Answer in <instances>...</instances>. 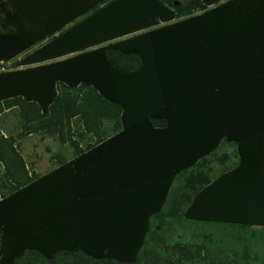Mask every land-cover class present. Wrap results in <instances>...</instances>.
I'll return each mask as SVG.
<instances>
[{
    "label": "trees",
    "instance_id": "obj_1",
    "mask_svg": "<svg viewBox=\"0 0 264 264\" xmlns=\"http://www.w3.org/2000/svg\"><path fill=\"white\" fill-rule=\"evenodd\" d=\"M8 112L0 264H264V0H0Z\"/></svg>",
    "mask_w": 264,
    "mask_h": 264
},
{
    "label": "rangeland",
    "instance_id": "obj_2",
    "mask_svg": "<svg viewBox=\"0 0 264 264\" xmlns=\"http://www.w3.org/2000/svg\"><path fill=\"white\" fill-rule=\"evenodd\" d=\"M0 123L2 131L5 134L15 135L18 132L17 119L13 112L4 113L0 117ZM18 148L33 171L39 174L47 172L56 165L55 155L58 152H60L59 154H63V156H71V148L68 145H61L55 138L44 134L24 138L22 141H19ZM192 228L194 227L185 231L186 233L184 235L186 238L182 241L188 240L190 233L193 232ZM193 264H199V262L195 261Z\"/></svg>",
    "mask_w": 264,
    "mask_h": 264
},
{
    "label": "crops",
    "instance_id": "obj_3",
    "mask_svg": "<svg viewBox=\"0 0 264 264\" xmlns=\"http://www.w3.org/2000/svg\"><path fill=\"white\" fill-rule=\"evenodd\" d=\"M87 1H89L90 2V0H87ZM34 49V48H33ZM32 50V49H31ZM26 53H30V51H28V52H26ZM25 53V54H26ZM21 56H19V58H20ZM33 136V135H32ZM30 137V136H29ZM223 151H227L228 153H231L232 151H231V147H229V146H227ZM259 178H261V176H259ZM260 243V242H259ZM257 246H258V244H257ZM257 249V247L255 248V250Z\"/></svg>",
    "mask_w": 264,
    "mask_h": 264
},
{
    "label": "water",
    "instance_id": "obj_4",
    "mask_svg": "<svg viewBox=\"0 0 264 264\" xmlns=\"http://www.w3.org/2000/svg\"><path fill=\"white\" fill-rule=\"evenodd\" d=\"M174 5H175V6L179 5V2H178V1H175V2H174Z\"/></svg>",
    "mask_w": 264,
    "mask_h": 264
}]
</instances>
